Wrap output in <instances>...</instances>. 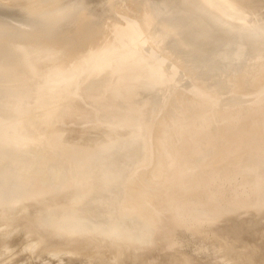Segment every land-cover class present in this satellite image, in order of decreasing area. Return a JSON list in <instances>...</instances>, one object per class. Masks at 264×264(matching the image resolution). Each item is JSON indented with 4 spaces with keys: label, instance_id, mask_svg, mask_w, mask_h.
Listing matches in <instances>:
<instances>
[{
    "label": "rangeland",
    "instance_id": "obj_1",
    "mask_svg": "<svg viewBox=\"0 0 264 264\" xmlns=\"http://www.w3.org/2000/svg\"><path fill=\"white\" fill-rule=\"evenodd\" d=\"M147 1H149L148 3L150 4L154 3L157 6L156 7L151 6L150 4L147 3ZM147 1L145 0H120V2H118L117 4V8L122 7V9L119 8L118 10L122 11L121 13L122 15L126 17V19L130 18L129 13H132L133 15V11H131V9L127 6L128 4L129 6H131V4L133 3L134 5L135 3L136 5L137 4L138 5L137 6L132 5L133 6L132 9H134V18L133 19L130 18V19L132 21L135 19V12H136L135 8L138 9L139 8L138 6L142 8V10L141 9L140 10L143 12H141L140 10L139 11L141 13H144L145 15V17L143 18L149 19V20L148 19L143 20V22L147 20L149 21L145 23L146 25L140 24L142 26V27L140 26L142 30L139 32L138 39L135 40L136 42L132 44V47H130V49H133L132 57L134 58H131L130 61L128 60L130 63L129 62L127 63H129L130 65L132 64L131 68L128 64L125 65L126 63L123 61L125 66L127 67L129 66L127 70H129L130 68V72L127 71L128 73L125 72L126 70L125 71L123 70L125 66L124 67L121 66V68L120 66L117 67L120 61L122 62L121 58H123V60H125L124 59L125 57L128 58L127 56L124 55V51L120 49L122 53L112 58L111 60L112 62L108 64V66L103 67L101 70L96 71V72L92 71L90 73L91 69H87L88 67H85V66H84L85 68L82 66L78 67L77 69L74 68L72 69L73 70L72 72L65 74V76L59 77L60 80L63 79V77L67 78L68 80H70L68 81L70 83H66V82H63L64 80H61L60 82H63L62 86L60 85V83L59 84L56 83L52 85L54 86L53 88H50V86H47L48 84H50L48 80L52 81L51 79L53 78L48 79L41 72L48 71V72H45L46 73L45 75L49 74L47 75V77H50L51 73L55 76L52 70L58 69L57 67L61 63L60 53L58 51L55 53L54 51L52 56H49L48 55L49 53H46L47 51L43 55L44 53L43 50H41V52L43 51V53L39 52L38 50L32 53L29 47L26 48V46L22 44L25 42L23 39H22L23 41L21 40L20 36L17 35V33H13V36L12 35L8 36L7 33L10 34L11 33L10 31H2V32L0 31V43L5 45L6 42L3 43V41L1 40V38H4L3 36L5 35L8 37L11 36L10 41L13 38L17 37L19 39L17 38L15 39H17L18 41H13V43L11 44H14V45L16 44V47L20 49L17 55L15 56L14 53L18 50L14 49L16 50L15 52L12 49L9 50L13 45L8 43L9 42L8 37L3 39L4 41L7 40L8 44L6 43L5 46L0 45V46H3L2 48L0 47V51L3 52V53L0 52V58L3 54V57L0 59V64H1L0 69H2V67L5 68L7 66L6 64H9L11 62L10 59H13L12 63L14 65L13 66L9 64L11 65L10 67H15V68L17 67L19 69L18 70L19 73L15 74L17 71L13 72L14 68L10 69L9 67H7L10 70H12V71L10 70L9 71L14 73L13 76L11 75L12 73L10 74V72H8L6 69L0 70V77H3L1 75H5L6 77V74H8L7 75L8 80H10L11 78L14 79L12 81H7V83H5L6 81H4L3 83L4 78L3 79L1 78L2 82H0V85L2 86V83L4 84L2 87H4L3 89L5 93H3V90H0V114L2 113L0 115V118H1L0 124H1V127L4 125L5 126L2 127V129L0 127V131L4 130L5 127L7 126L8 127L5 129V131H8L9 129H11L12 131H15L16 128H13V126L18 128L16 124L20 125L21 123H23L19 120V118L23 119L22 121H27L25 120L26 118L22 117V116H26V114L27 116L29 115L27 111L31 113L30 110H33V112H37L40 114V111L38 112V110H40L43 106L46 110H50L51 108L47 109L46 106L48 107V105H51L52 103L54 104L56 103V101H54L53 99L52 100L46 99L45 100L46 102H43L44 101L43 99H45L44 98L45 96L46 98H48L47 96H50L49 94H53L51 92H55L56 85H59L57 87L58 88L57 90H59L62 93L59 94L55 92V94H53V97L54 95H56V97L58 96V98L61 97L62 100H64V102L60 106L61 107L65 106L66 110H64L61 107L60 108L58 107V111H60V113L58 111H55L57 114L55 112L54 113L58 116H55L56 120L55 118H52V120H54L58 124L62 122V125L60 124L59 126L60 127L65 126L67 128L65 130L69 129L65 133L67 132L71 133V134L68 133V136L71 135L69 137L67 136V134L64 135L66 139H64L65 137L62 138L58 135H56L57 138L55 137L56 138L55 140H57L60 137L63 139V141H67L64 144L65 146L61 145L62 147L60 148L59 147L56 148L55 146L51 147L54 143H56V141L54 142L52 140L54 142L53 143L52 141L47 140V138L49 136V138L54 139V137L50 135L56 134L57 131L60 129V127H58L57 131H55L56 129L52 130L51 127L55 124V122L53 121L52 123L54 124H51V121L50 123H48L50 124L49 127L43 126V125H48V124H45L46 123L45 118L47 117L46 112L48 111H45L44 113L45 109L42 108L43 113L45 114L46 117L44 116L40 120L44 119L45 121L44 120L42 121L45 123L41 125L43 127L39 126L38 128H36V124L32 120L33 124L31 126L34 125L35 126L34 128L36 129L33 130L34 128H31L32 129L31 132L34 131L37 135L33 132L34 135L32 134L31 139H29L30 135L28 137L26 136V134H24L25 133L24 130H23L24 133L22 132L20 133V135L24 134L23 138H18L19 140L15 139L17 138V136H19L17 134L20 132V130L22 131V127H20V129L18 128L19 132L17 133L14 132V134L17 135L16 137L13 136V133H10L12 135H9L11 137H8V138H11L10 140L14 139L11 142L8 138L6 139H8L9 141L6 140L3 142L1 138L4 136L6 132L5 133L4 131H2L3 133L0 132L1 133L0 140L4 143V144L0 143V146L3 147L5 143H9L7 144V146L10 147L9 148L7 146H4L3 148H1L2 150L0 149V160L1 159L6 160V161L1 160L0 162V167H1L0 173H4V171H11L12 173L11 169L15 164L17 166L26 164L25 161L23 160L40 159L39 157L41 156H36V152L40 151L42 152L43 159H41L40 160L41 162H39L38 164H43L45 167L48 166L47 168H49L50 165L52 167L51 169L52 175H47V178L44 179V181L46 182L43 184L57 185V187L55 186L47 187L46 186V187H42L41 189L47 190L48 192L63 191L66 194L67 193H73V194L79 193L81 192V189L83 188L82 186L84 184V178L80 177L79 171L72 170V168L73 169L75 168V165H72V162H70V159L72 158V154L74 152L83 153L84 150H86L84 151V153L89 152L88 150L91 149V147H94L96 144L100 143L102 139H104L109 133L113 132V130H117L119 139L129 138L130 136L134 134L132 138H134L135 136L137 137V140L139 143L137 146H140L141 148L139 155L133 158L132 160H130V162L126 163V174L128 175L133 169V167L137 166L141 162L142 155H143V149H145V147L148 148L147 141H145L144 138L146 139L148 135L152 132L153 127H150V126L154 125V120L156 119V117H158L157 115H159L160 113L161 115L159 116L161 117L162 115L167 113L166 115L169 116V110H173L175 108V107L171 108V106L169 105L173 104L174 106L176 103L178 104L179 102L181 103H179L180 105L178 104L179 106L176 108V110L181 107L183 108V106H186V107L188 106L187 108L184 107L183 110L185 108L186 109L189 108L188 109L189 111L192 110L191 108H193V106L196 107L195 99L197 97L199 98L201 96H204L205 94L204 92L207 91L205 88L208 87V89H210L209 87L212 84H214V89L216 90L215 91L216 94L213 91L214 89L212 90L213 92H211V90L209 92L212 93L211 94L212 96L213 95L216 96L217 98L216 101L218 100L220 102L219 103L220 105L217 104L218 101L216 102L217 105L216 104L214 106L210 105L209 99L207 101L205 100V97L203 98L201 97L200 100L197 98L198 99L197 101L200 102V106L202 107V111L206 112L207 110H210L211 107H213L214 108V109L212 108L214 110L213 113L209 114L207 112L206 113L204 112L206 116L197 115L198 117L194 116L195 119L192 118L193 120H188L189 117L191 118V116L194 114L193 112H191L193 114H191L188 118H185V120L187 119L190 122L188 123L187 121L185 123V124L188 123L187 125L180 124L181 126L180 125L178 126V124L175 121H171L170 118H166L167 119L166 120L165 119L166 115H164V117L162 116L163 120L165 119L164 121L166 123V128L168 129L177 128V131L183 130L184 133H183V136H180L181 140H178L177 142H175V146H176L175 149L177 150L176 151L177 156H176V153L174 154L175 156L171 154L173 156L171 158L173 159H171V163H169L170 165L169 164L167 165L165 162L167 159H169V157L166 156L165 154L166 156V160L164 161L165 165L160 166V172L156 174V176H154V179L155 178L157 179V177L158 179L160 177H165L164 180H165V183L166 182L167 183L165 184L163 182L164 186L162 184L161 186L167 187V185L168 186L170 185L168 188H170L172 192H176L175 193L176 198L174 200H178L180 198L179 201L183 200L186 206L183 207L182 209L178 208L177 209L178 211L176 212V204H175L176 201L171 200V199L169 201V195H164V196L157 195L153 199V202L151 205V207L157 212L156 217L158 218L155 222L156 228L154 230L151 229L152 232H151V235H149L150 239H148V241L151 240L153 244L151 242H147L143 244L131 242L128 245H123L122 247L117 242L111 240L109 241V243L111 242L112 244L111 246L114 245V247L109 248V245H106V247L100 246V243L95 239L89 240V233L86 234L84 237H82L80 241L74 238H71V240H69V235H68L69 230L67 228L60 230V233H57V236L52 237L50 241H47V238L46 240H44L45 239L44 232H46L48 228L44 224L42 225L40 222L30 221L28 218V217L33 218L32 212L36 211V208L34 207L36 206V204H33L34 202L30 201L31 198L23 200L24 197H19V198H16L15 202L12 203L13 198H11V196L14 193L17 194L18 192L17 189L19 187L17 185H13L9 189L2 190L0 188V190L2 191H5V192L9 191L8 193L9 197H7V201L0 204V219H1L0 220V253H1L0 254V264H2V262L3 264H6V263L7 264H264V196H262L261 198L258 197L257 190H256L257 186L261 184H262L261 189L264 190V168L262 167L261 168L262 170L259 169L260 172H257V173L252 172L253 176L248 177L249 175L247 174L248 172L246 170V164L243 160V157L242 158L240 157V153L241 152L243 153L246 151V152L251 153L250 155L252 156V158L258 159L261 157V153L264 152V111H258L261 115L260 121L263 124L262 125H256L255 123L251 124L252 129H254L253 132L255 136L259 140L258 142L252 139L251 134H250L249 139L240 134L238 138L240 142L244 144V145H241L239 144L238 141L234 139H231L229 137H224L222 135L223 130L220 132V130L224 127V125L225 126L230 125L232 127H236L243 122L246 123V121L247 122L253 121L252 119H254L253 118L254 114L250 110V108H253V107H250V105L252 104L254 105L255 102L253 101L256 100V97L254 96H256L255 94L257 92H256V85L254 84L255 83L254 81H256L258 77H260L262 71L264 70L263 69L264 68L263 66L264 65L263 64L264 63V46H262L264 45V25L260 27V25L262 24L261 23L256 26H251L252 23H249L247 25H244L243 29L238 28L239 30H237L235 27L223 21H218L217 23L212 22V21L208 22L206 18L200 17L201 15L197 13L196 8H194L193 6L191 7V5L189 4L184 5L185 3L184 0H173V1L172 0H169V1L168 0H164V1L158 0V2L157 0H154L152 3L150 2L152 0H147ZM156 2L159 4H157ZM163 3H164L165 8L163 7ZM187 5H189L190 7ZM161 6L163 9L161 8ZM167 6H168V9H167ZM126 7H127L126 9L127 11L125 10ZM170 8H172V11L175 12L174 14H172L173 12L171 11ZM128 9L131 12L130 11L128 12ZM159 9L160 10L162 9L161 12L159 11ZM157 10L159 12H157ZM125 11H126V15H129V17L123 14V12L125 13ZM162 11H165V13L168 15H165V13ZM5 12H7L6 15H8V17L10 14V17H9L10 19L11 18L14 19V21H12L11 19L12 23L17 24L19 22L18 19H16L19 16L15 12L7 11V10H5ZM160 13L161 14L163 13L164 16L161 15ZM14 15L15 17H13ZM140 15L141 14H139V16ZM186 16L192 20V26L189 24H185L184 18H186ZM21 17L23 16H20V19H22ZM193 18H196L197 21H194ZM177 19H180L179 22L174 24L175 23L174 21ZM203 19H206L207 22L204 21ZM252 19L253 20L251 21H253L254 23L255 19L254 18ZM259 21H262V20H258L257 22ZM254 24H257V23H254ZM224 25H226L228 29ZM191 27L194 30L192 29L187 30V28H191ZM11 29L13 30L14 28H11ZM220 29L222 32L219 31ZM15 30H17V28H15ZM254 31H257V32H254ZM3 32H7V33H3ZM146 34L147 36H145ZM223 34H225L224 39H227L228 36L230 38H228V40H224L222 37ZM237 35L239 36V38ZM214 36L218 37V39L213 38ZM219 36H221L222 38ZM207 37L211 38L212 40H210ZM219 38L221 40L220 42L218 41ZM234 38H236L235 41H234ZM214 39H216V42ZM222 39L224 40V42ZM20 40L22 41L21 43H20ZM230 40H232V42ZM251 40L252 41L254 40V41L252 42ZM245 42L248 45L246 44L245 46ZM17 43H18V46H17ZM227 43L230 45H228ZM236 43H238V45L243 43L244 45L242 44L238 46ZM254 44L256 45L261 44V47L260 45L255 46ZM7 45L11 47L9 48L7 47ZM19 45L21 47L24 46L25 48L24 47L21 48L19 47ZM236 45L237 47H235ZM5 47L7 50H5V53H4L2 49H4ZM27 49L30 50L29 52L31 53H26L28 52ZM8 50L14 52L13 53V56H15L14 58L13 56H11L12 52L9 54ZM44 50H48V49H44ZM165 51L166 53L169 52L167 54V58H166L167 60L164 59L166 57V54H164ZM180 56L181 58H179ZM175 57L177 58L175 59ZM169 58H171L172 60H170ZM134 59L136 61H134ZM173 59H175V61ZM182 59H183V62L186 64L181 62ZM255 59L256 60L259 59V60L255 61ZM7 60H9L8 61L9 63L5 62ZM131 60L133 63H131ZM215 61H218V62H215ZM220 63L223 64V66ZM260 63H262L263 65ZM120 64L122 65V63ZM134 64L136 65L135 68L133 67ZM190 64L192 66H190ZM132 67L134 68L133 70H132ZM35 68H39V69H35ZM117 68H119V71L117 70ZM120 69H122V72L124 71L123 72L124 74L126 73L129 76L127 75L125 77L123 73L120 71ZM37 70H40V71L42 70V71L39 72ZM230 70L231 72H229ZM33 71L35 75L33 74ZM188 71H190V74L194 72L195 73L192 74V76H190ZM38 72L41 73V75H39ZM86 72H89L90 75H86ZM175 72L178 74H176ZM111 73L113 75H111ZM207 73L208 74L210 73V74L207 75ZM73 74H75L76 76L73 77L72 76ZM84 74L88 76L86 77L87 79L84 77ZM252 74H253V77H252ZM66 75L67 76L70 75L71 79H70V76L67 77ZM10 76L12 77L10 78ZM110 76H112L113 79ZM181 76H183L182 79H181ZM208 76L210 80H207L209 79L207 78ZM212 76L214 79L211 78ZM43 77L45 78L43 79ZM83 77L86 79V81L83 79L84 82H82V80L79 79V78L82 79ZM121 77L122 79L128 77L127 81L122 82V83L121 82L117 83L121 81L120 80ZM72 78H74V80ZM117 78L119 80L115 82ZM203 78L204 80H207L208 82L211 80H215V81H212L213 82L212 84L209 82L210 86L209 85L206 86L204 84L206 83V81L204 80L202 81ZM140 79L142 80L139 81ZM39 80L43 82H40ZM109 80H112V82L113 83L115 82V84L113 83L111 84L110 82V85H109L110 88L105 87L104 89H101V87L103 88L104 84L106 86V83ZM125 80L126 79H123V81ZM65 81L67 80L65 79ZM79 81H81L83 84L80 83ZM217 81H219L218 87L215 86L218 83ZM235 81H237L236 82L237 84H235ZM214 82H217V83H214ZM228 82H229L230 87L229 86L226 87L227 86L226 84H228ZM34 83L35 84L37 83L36 85H38L39 83V85L42 86L41 88L42 90H39L41 91V96H38L42 99L36 98L37 100H35L36 95L39 94L40 92H37L36 91L37 89L34 90V88L39 89L38 87L39 85L36 86ZM73 83H75L76 86ZM193 84H195V86H192ZM249 84L252 90L250 87H249L250 89L247 88ZM71 85L74 86L71 88H76L78 87V85L79 86L81 85L80 87L76 89L79 90V88L80 89L82 88V92H83L85 90L87 91V88H88L90 93L89 92L87 93L85 91L87 93L86 94L84 92L86 94L85 95L84 93L81 94L80 93L81 91H80L77 94L78 91L73 89L75 90V93L74 91H72L73 94L75 95L77 94V95L76 96L72 95V100L70 99L69 101L66 102L65 101L66 98L68 99L69 97L71 98V96L67 97L68 94L72 93L71 90H69L71 89L69 87ZM224 85L227 88V90H229L228 92L225 90ZM234 85L235 87H233ZM1 86L0 88H2ZM244 87L246 90H249V92L247 91L244 93V90H245ZM64 88H66L65 91H64ZM234 88L236 90H234ZM94 89H96V93H98L99 91L102 92V95H99V97L104 96L105 100L102 98L104 100V102L102 101L103 103L100 102L102 100L101 97L100 98L98 97V94L101 92H99L98 94H95ZM103 90H105L104 91L105 93L103 92ZM179 90L181 91V94L178 93ZM91 91H94V92H92L91 94ZM174 91L176 92V94ZM48 92L50 93L48 94ZM64 92H70V93H64ZM182 92L184 94H182ZM108 93L109 95H107ZM224 93L227 99L224 97L225 96ZM246 93L250 94L249 97ZM62 94H63V97L60 96ZM93 94L97 95V96L94 95V97L95 98L97 97L98 99L93 98ZM227 94L229 95L227 96ZM242 94H246V96L244 95L245 97H243ZM3 95H5V97H3ZM84 95H85V98L86 97L88 98L85 99L83 97ZM173 95H177V96L174 97ZM182 95H185V96L183 97ZM193 95L195 98L194 99L195 103L194 101L192 103V101H189L186 99L188 98L192 100L193 98L191 96ZM230 95H232L233 97ZM105 96L106 97L108 96V97L105 98ZM178 96L179 97L182 96L180 97V100L181 98L182 99L184 98L185 101H182V100L180 101ZM173 97L175 100L177 99L178 102H175ZM223 98H224V101H223ZM128 99L130 100L128 101ZM47 100L49 102H47ZM220 100L222 101L223 106H221L222 104ZM108 101H110L111 103L110 102L108 103ZM172 101L174 102L172 103ZM187 101H189L188 103L189 105H187ZM40 102H43L42 103L43 106H40L42 105L40 104ZM98 102L102 103L103 107H101L100 103H99V106H100L99 107L97 105ZM164 102L171 103V104L170 103L168 104L170 109L167 108L168 106L165 105L166 103L164 104ZM198 102L197 104L199 106ZM229 102L231 103L229 104ZM181 104L182 105L184 104V105L182 106ZM227 104H229L230 106L229 105L227 106ZM3 105H5V107ZM78 105L80 107L84 105L87 112L86 110H83L84 107L80 109ZM34 106L38 110L34 111L35 109ZM125 106L127 107V109ZM165 106L169 110H167ZM200 106H199V109L201 110ZM247 106L249 109H247ZM52 108L55 109L54 107ZM97 108L98 109L102 108L103 112H101V110L98 111ZM59 109H62L64 111L59 110ZM164 109L166 112L164 111ZM181 109H179V112L181 111ZM186 109L182 111V113L185 112L186 114L187 112L188 113L187 115H189V112L186 111ZM176 110H173L172 113L170 112L171 113L170 115L174 116V112H176ZM196 110L194 111L196 112ZM147 111H148V114H147ZM163 111H164V114H162ZM179 112H177L176 114H178ZM117 113L122 114V117L121 115L117 116ZM180 113L179 115L181 119L182 114ZM241 115H243V117ZM38 116L39 115H37L36 118L42 117V116L40 117ZM50 116H51V113H50ZM126 117H133V118H131L130 121L125 122L124 119ZM183 117H185L184 114H183ZM32 118L34 119L35 117L32 116L31 119ZM47 118L51 119L49 117ZM178 118L179 117L177 116V121L179 120ZM6 119L9 121H6ZM174 119H176V115ZM1 120L4 122H1ZM40 120L38 122H41ZM66 120H69V122L68 123L64 122ZM70 120H73L74 122ZM9 122L12 124L11 128L9 126ZM12 122H15V123H12ZM16 122H19V123H16ZM28 123L30 122H25L23 124H27V126L30 127ZM173 123L177 124L176 127H174L175 125ZM77 126H80V127L83 126L85 128L89 127L90 130L87 128L84 129L82 127L81 129ZM93 126L96 128H94ZM256 126L257 128H255ZM75 127H77L78 129H76ZM53 128H56V127L53 126ZM23 129H26V128H23ZM30 130H27V131H29L28 133L31 134ZM61 130H63V132L65 131L63 128ZM61 130H59L58 133ZM54 131H55L54 134L51 133ZM163 131L165 132L166 129ZM170 131L171 130H169L168 132L166 131V132L172 135ZM195 131H196L195 141L191 142L195 144L194 146L193 144H190L189 139L194 137L193 135ZM43 132L45 133V137L43 136L44 138L42 137V134H44ZM62 133H60V135ZM5 136H7V133L5 134ZM12 136L15 138H13ZM61 136H63V134ZM83 136H86V137H83ZM201 136H202V139L199 138ZM207 142H208V145L210 144L212 145L210 146L211 149L213 148V144H214L216 146V148L214 147L216 151L214 150V148L213 150H208L207 155L204 156L205 159L203 158L200 159L198 156L195 155L197 147H199V149L205 148V144ZM166 143L170 144V145L168 144V147L171 150L170 146L172 143H170V141L165 142V144ZM58 144L57 146H60ZM188 144L193 145L191 153L193 151V154H194V155H190L189 157L186 156L187 151H185L184 149L186 148ZM85 147H88V149H86ZM159 147L161 148V146ZM163 147L165 146L162 145V148ZM168 147L166 146L167 149L161 148L162 149L161 151L164 150L170 153V150L168 149ZM4 149L6 151L2 152ZM10 149H12L11 151H14V152H11ZM9 158L16 159L17 161H13ZM7 160H10V161H7ZM167 162H169V160H167ZM38 164L36 163L32 165V169H30L32 170V173H35V171L33 170L36 169L37 176L32 177V178L31 177L25 178L30 183L28 185L29 186L28 190L30 191L35 190L34 188L36 187V185L34 186V184L38 185L39 181L41 180L38 178V171L41 172V170H39V168L37 167ZM53 164L56 165L54 167L55 169L53 168L54 166ZM60 164H62V166L64 164V167H60L61 169L57 168L60 166ZM55 170L56 171L59 170L58 171L59 177L56 174H54ZM82 170H85L86 172L89 171V170H86L85 168ZM24 171L25 170H20V172L22 173H24ZM71 171H73L74 174H72L73 172ZM194 172L197 173L198 176L203 175V177L200 179L201 186H199L200 189L198 191L200 193H203L205 197L200 199V201L190 202L191 200L186 199L182 194L181 189L183 187H181L182 180L180 179L182 178L181 175H185L187 173H194ZM27 173L30 174V171H28ZM36 173L34 174V176L36 175ZM16 175L17 174H14L12 177H10L9 178L10 181H13V182L18 181V179L21 178L20 176H16ZM210 175L215 176L212 184L210 180ZM34 178H36L35 181H34ZM136 184H133V187H136L135 186ZM137 186L140 188L139 185ZM163 187H159V188L163 189ZM150 189L152 190L154 188L151 187ZM117 197L119 196H116V198ZM117 199H121V197ZM25 201L29 203L27 204ZM23 208L27 210H31V212L26 211L28 213L27 214L28 217L26 215H25L26 217H23L24 215L23 216L21 215V214H25V210ZM19 210L21 212L24 211V213L20 214ZM206 210H210L212 215L209 216L207 214L206 216V213L204 215L203 211L206 212ZM17 212H19L20 216L18 215ZM214 212H216V214H214ZM9 213H11L10 215L11 217L7 216ZM173 213L178 215L179 223H177L178 225L175 226L173 229L169 230L168 229V226L170 224L169 220H172L174 218L173 216H171ZM201 213L203 214L202 217L200 215ZM141 217H138V219L140 220L139 225H144L143 217L142 218ZM131 218L134 219V215H130L129 219ZM6 231L8 233H5ZM40 233H41L42 238H39L37 236V234H40ZM3 234H5L6 237H4ZM73 240H78V241H73ZM43 241H45V243ZM83 242H86L87 244H84ZM187 242L188 244H186ZM79 243L83 244L81 248L77 247ZM151 244L153 245V248L152 246H150ZM141 245L146 246L148 249L147 248L142 249L143 247H141ZM125 246L129 247L130 249ZM139 247H141V249ZM117 251H120V252H117Z\"/></svg>",
    "mask_w": 264,
    "mask_h": 264
},
{
    "label": "bare ground",
    "instance_id": "obj_2",
    "mask_svg": "<svg viewBox=\"0 0 264 264\" xmlns=\"http://www.w3.org/2000/svg\"><path fill=\"white\" fill-rule=\"evenodd\" d=\"M18 2L17 3H13L14 2V0H0V18L1 19H3L4 17L6 18L7 16H6V13L7 12H5V10H7V11H11V12H16L17 10L19 11V9H23V7L24 8H26V9H28V10H30V8H36V9H39L38 11L41 13V18H38L37 20H32V23H30V22H28L27 24H25V25H27L28 27H30L29 26V23L30 24H32L33 25V27H31L30 29H31V31L30 32H25V30H23L24 28H22V27H19V25L18 24H16L17 25V27L16 26H14L15 28H17L18 30H16V31H13V30H11V31H13V32H17V35H19L20 36V38H21V40L23 39L24 40V42L25 43H22L24 46H26V48H30V50L32 51V53L33 52H35L36 50H38L39 52H41V50H43L44 51V53H43V51L41 52V53H43V55L45 54V52L46 53H49L48 55L49 56H52L53 55V53H54V51L51 53V52H48V50H44V49H49V48H54V50H57V51H59V53L61 52V54H60V56H61V63L59 64V66L57 67L58 69H54V70H52V71H54L53 73L55 74V76L51 73V75H50V77H47V75H49V74H47V75H45L46 73L45 72H48V71H43V72H41L40 70H37V71H39V72H41L44 76H46V78H48V79H50V78H53V79H51L52 81H50V80H48V82L50 83V84H48L47 86H50V88H53L54 86H52L53 84H56V83H60V85L62 86V84H63V82H66V83H70V82H68V81H70V80H68L67 78H64L63 77V79H61V80H64L63 82H60L61 80L59 79V77L60 76H65V74H67V73H69V72H72L73 70L72 69H74V68H78V67H80L81 65H84V64H92V65H94V64H96L97 63V61H100V60H105V58H106V56L109 54V52H110V50L113 48V50L114 49H122L123 51H124V55L125 56H127L128 58H124L125 60H123V58H121V60H122V62L120 61V63H122V65L120 64H118L117 65V67L118 66H120V68H121V66L122 67H124L125 65H129L130 66V68H131V66H132V64L130 65L129 63V61H130V59L131 58H134V57H132V55H133V49H130V47H132V44H134L136 41L135 40H137L138 39V35H139V32L142 30L141 29V25L140 24H145L149 19L148 18H143V17H145V15H144V13H141V12H143V11H141L142 10V8L140 7V6H138L139 8L137 9V8H135L136 10V12H135V19L132 21L131 19H133L134 18V9H132V7L133 6H137L136 5V3H135V5H134V3L133 4H131V6H129V4L127 5L130 9H131V11H133V15H132V13H129L130 14V18H127L126 19V17L124 16V15H122V11L121 10H118L119 8H117V4H118V2H120V0H50V1H45V2H42V0H30V1H28V0H17ZM145 1H147V0H145ZM154 0H152V1H150L151 3L153 2ZM164 1V0H163ZM169 1V0H168ZM173 1V0H172ZM128 2V1H127ZM149 1H147V3H148ZM157 2H158V0H157ZM156 2V3H157ZM162 2V1H161ZM122 3V2H121ZM121 3H119V4H121ZM177 3V2H176ZM175 3V4H176ZM148 4H150V3H148ZM157 4H159V3H157ZM171 4V3H170ZM178 4V3H177ZM133 5V6H132ZM151 6H157V5H155L154 3H152V4H150ZM161 5H162V3H161ZM168 5V4H167ZM119 6V5H118ZM158 6H160V5H158ZM154 7V8H155ZM163 7H164V3H163ZM178 7V6H177ZM50 8H52V9H50ZM153 8V7H152ZM160 8V7H159ZM161 8H162V6H161ZM165 8V7H164ZM120 9H122V7L120 8ZM123 9H124V7H123ZM127 9V7L125 8V10ZM141 9V10H140ZM163 9V8H162ZM161 9V10H162ZM167 9H168V6H167ZM167 9H165V10H167ZM171 9V11H172V8H170ZM175 9V8H174ZM141 12H140V11ZM161 10L159 9V11L161 12ZM37 10H35L34 9V13L36 14V13H39ZM127 11V10H126ZM126 11H125V13L123 12V14H125L126 15ZM130 10L128 9V12H129ZM130 11V12H131ZM154 11V10H153ZM158 10H157V12H159ZM177 11V10H176ZM19 12H21V11H19ZM127 12V13H128ZM137 12H139V13H137ZM155 12V11H154ZM162 12H164L165 13V11H162ZM170 12V11H169ZM173 13L172 14H174L175 12L174 11H172ZM178 12V11H177ZM198 12V11H197ZM137 13V14H136ZM167 13H168V11H167ZM17 14V13H16ZM139 14H143L142 16L140 15L139 16ZM161 14V13H160ZM177 14V13H176ZM187 14V13H186ZM38 15H40V14H38ZM137 15H138V17H137ZM161 15H163V13L161 14ZM165 15H168V14H166L165 13ZM198 15V14H197ZM200 15V14H199ZM126 16H128L129 17V15H126ZM131 16H133V17H131ZM164 16V15H163ZM170 16H171V14H170ZM9 17H10V14H9ZM13 17H15V15L13 16ZM202 17V16H201ZM22 19L24 18V17H21ZM12 19V21H14V19L13 18H11ZM123 19V20H122ZM146 20V19H148L147 21H145V22H143V20ZM194 19V21H197V19L196 18H193ZM45 20H47V22H45ZM179 20L180 19H177V20H175L174 22V24H176L177 22H179ZM19 21V20H18ZM17 21V22H18ZM27 22V21H26ZM25 22V23H26ZM143 22V23H142ZM149 22V21H148ZM183 22V21H182ZM184 22H185V24H189V25H191L192 26V20L191 19H189L187 16H186V18H184ZM183 22V23H184ZM224 24V23H223ZM146 25V24H145ZM10 26V25H9ZM141 26V27H140ZM224 26H226V25H224ZM8 27V26H7ZM10 28H13L12 26L10 27ZM144 28H145V26H144ZM144 28H143V30H144ZM206 28V27H205ZM226 28H227V26H226ZM186 29V28H185ZM189 29H192V30H194L192 27L191 28H187V30H189ZM228 29V28H227ZM210 30V29H209ZM26 31H28V29L26 30ZM218 31V30H217ZM219 31H221V29L219 30ZM224 31V30H223ZM226 31V30H225ZM237 31V30H236ZM145 32V31H144ZM144 32H142V33H144ZM200 32V31H199ZM222 32V31H221ZM254 32H257V31H254ZM3 33H7V32H3ZM223 33H225V32H223ZM241 33V32H240ZM244 33V32H243ZM250 33H252V32H250ZM205 34V33H204ZM208 34H210V33H208ZM212 34V33H211ZM256 34V33H255ZM263 34V33H262ZM7 35L9 36V35H12L13 36V33L11 32L10 34L9 33H7ZM224 35L225 34H223V39L225 38L224 37ZM258 35H259V33H258ZM1 36H2V34H1ZM8 36H3L4 38H6V37H8ZM48 36H51V38L53 39V40H50L49 38H47ZM145 36H147V34L145 35ZM144 36V37H145ZM221 36H219V37H221ZM228 36V35H227ZM238 36V35H237ZM237 36H236V38H237ZM260 36H261V34H260ZM259 36V37H260ZM11 37V36H10ZM10 37H8V43H13V41H18L17 39H19V38H17V37H15V38H17V39H15V38H13L11 41H10ZM221 37V38H222ZM4 38H1V40L3 41V43H7V40L6 41H4L3 39ZM146 38V37H145ZM207 38H209V37H207ZM213 38H217L218 39V37H213ZM228 38H230L229 36L227 37V39H224V40H228ZM236 38H234V41H235V39ZM238 38H239V36H238ZM210 40H212L211 38H209ZM222 39V40H223ZM20 40V43L23 41H21ZM161 40V39H160ZM215 40V42H216V39H214ZM213 40V41H214ZM224 40H223V42H224ZM241 40V39H240ZM259 40V39H258ZM261 40H263V39H261ZM1 41V42H2ZM219 42L221 41L220 40V38H219V40H218ZM217 41V42H218ZM231 42H232V40H230ZM233 41V42H234ZM237 41H238V39H237ZM236 41V42H237ZM248 41V40H247ZM252 41V40H251ZM254 41V40H253ZM252 41V42H253ZM260 41V40H259ZM212 42V41H211ZM244 42V41H243ZM261 42V41H260ZM6 43H5V45H6ZM7 43V44H8ZM139 43V42H138ZM249 43V42H248ZM9 44V45H10ZM228 44V43H227ZM233 44V43H232ZM231 44V45H232ZM235 44V43H234ZM237 45H238V43H236ZM243 44V43H242ZM242 44H239V45H242ZM246 42H245V46H246ZM250 44H251V42H250ZM257 44V43H256ZM256 44H254L255 46H259L260 45V47H261V44H263V43H261V44H258V45H256ZM0 45H3V46H5L4 44H2V43H0ZM9 45H7V47H9ZM11 45H13L9 50H14V49H17L18 51H16V50H14V52L13 51H9V54L11 53V56H13V53L15 54V56L17 55V53L19 52V50L20 49H18V47H16V44L14 45V44H11ZM179 45V44H178ZM228 45H230V44H228ZM237 45L235 46V47H237ZM238 45V46H239ZM244 45V44H243ZM248 45V44H247ZM253 45V44H252ZM3 46H0L1 48L3 47ZM14 46H15V48H14ZM17 46H18V43H17ZM24 46H20L19 45V47H21V48H23ZM224 46H226V45H224ZM234 46V45H233ZM262 46H264V45H262ZM135 47V46H134ZM230 47V46H229ZM242 47V46H241ZM25 48V47H24ZM3 51H4V53H5V50H7L6 49V47L4 48V49H2ZM22 50H24V49H22ZM28 50V49H27ZM30 50H28V52H26V53H31V52H29ZM138 50V49H137ZM26 51V50H25ZM57 51H55V53L57 52ZM167 51V50H166ZM166 51H165V53L164 54H166V57L164 58V59H166L167 58V54L169 53V52H167L166 53ZM0 52H2V51H0ZM21 52H23V51H21ZM3 53V52H2ZM6 53H8V52H6ZM67 53H69V55H72L71 57L67 54ZM138 53V52H137ZM136 54V53H135ZM26 55H28V54H26ZM15 56H13V58L15 57ZM54 56H55V54H54ZM137 56H138V54H137ZM161 56V55H160ZM3 57V54H2V56H1V58ZM4 57H6V56H4ZM131 57V58H130ZM170 57V56H169ZM174 57V56H173ZM173 57H171V58H173ZM0 58V59H1ZM12 58V57H11ZM41 58V57H40ZM171 58H169L170 60H172ZM177 57H175V59H176ZM179 58H181V56L179 57ZM178 58V59H179ZM4 59V58H3ZM7 59V58H6ZM136 59V58H135ZM134 59V61H136ZM175 59H173L174 61H175ZM216 59V58H215ZM5 60V59H4ZM12 60L13 59H10V63L8 62L9 60H7V61H5V62H8L9 64H11V65H13V63H12ZM129 60V61H128ZM167 60V59H166ZM217 60V59H216ZM219 60V59H218ZM259 59H255V61H258ZM3 61V60H2ZM60 61V60H59ZM118 61V62H119ZM126 63L125 65H124V62ZM220 61V60H219ZM223 61V60H222ZM4 62V63H5ZM127 62H129V63H127ZM152 62V61H151ZM177 62V61H176ZM179 62V61H178ZM181 62L182 63H184L183 62V59L181 60ZM189 62V61H188ZM215 62H218V61H215ZM221 62V61H220ZM131 63H133L132 62V60H131ZM259 63V62H258ZM9 64H6L5 66V68L4 67H2V69H0V70H7L8 72H10V71H12V70H10V69H13V72H16L15 74H17V73H19V69L16 67H10L11 65H9ZM184 64H186V63H184ZM221 64V63H220ZM260 64H262V63H260ZM264 64V63H263ZM262 64V65H263ZM1 65V64H0ZM52 65V64H51ZM222 66H223V64H221ZM235 65V64H234ZM14 66V65H13ZM38 66V65H37ZM36 66V67H37ZM43 66V65H42ZM75 66V67H74ZM128 66V67H129ZM135 64H134V68H135ZM190 66H192L191 64H190ZM193 66H194V64H193ZM257 66H259V65H257ZM264 66V65H263ZM7 67H9V68H7ZM127 66H125L124 68H126ZM128 67L126 68V69H124L123 68V70L126 72V73H128V72H130V68H129V70H127L128 69ZM132 67V70L134 69ZM154 67H155V65H154ZM219 67H220V65H219ZM51 68V67H50ZM85 68V67H84ZM96 67H94V69H95ZM178 68V67H177ZM176 68V69H177ZM183 68V67H182ZM186 68V67H185ZM184 68V69H185ZM257 68V67H256ZM263 68V67H262ZM261 68V69H262ZM35 69H39V68H35ZM46 69V68H45ZM87 69H89V67L87 68ZM179 69V68H178ZM215 69V68H214ZM261 69H260V71H261ZM264 69V68H263ZM10 70V71H9ZM79 70H81V69H79ZM117 70L119 71V68H117ZM160 70H161V68H160ZM250 70H252V69H250ZM75 71V70H74ZM90 71V70H89ZM115 71V70H114ZM120 71L122 72V69H120ZM123 71V72H124ZM128 71V72H127ZM178 71V70H177ZM181 71V70H180ZM179 71V72H180ZM264 71V70H263ZM262 71V73H261V75H260V77H258V79L256 80V81H254L255 83V85H256V96H254V97H256V100H254L253 102H255L254 103V105L252 106V105H250V107H253V108H250V110L253 112V114H254V116H253V118L254 119H252L253 121H246V123L245 122H243V121H241V122H243V123H241L240 125H238V126H236V127H232V126H230V125H227V126H225L224 125V127L220 130V132L222 131V135L224 136V137H229V138H231V139H234V140H236V141H238L239 142V144H241V145H244V144H242L241 142H240V140H239V138H238V136L241 134L242 136H245L246 138H248L249 139V137H250V134H251V136H252V139L253 140H255V141H259L258 140V138H256V136H255V134H254V132H253V130L254 129H252V125L251 124H256V125H262L263 123L260 121V113L258 112V111H264V72ZM13 72H10V74L13 76L14 75V73ZM38 72V73H39ZM83 72V71H82ZM85 72V71H84ZM92 72V70L90 71V73ZM122 72V73H123ZM189 72V74H190V71H188ZM194 72V71H193ZM229 72H231V70L229 71ZM246 72V71H245ZM252 72V71H251ZM251 72H249V73H251ZM37 73V74H38ZM41 73H39V75H41ZM74 73V72H73ZM88 73V74H87ZM90 73L89 72H86V75H90ZM119 73V72H118ZM122 73H120V74H122ZM124 74L123 73V75L126 77L128 74ZM176 73V72H175ZM195 73V72H194ZM194 73H192V74H194ZM214 73V72H213ZM237 73V72H236ZM33 74L35 75V73H34V71H33ZM36 74V75H37ZM98 74V73H97ZM115 74V73H114ZM176 74H178V73H176ZM183 74V73H182ZM192 74H190V76H192ZM210 74V73H209ZM208 73H207V75H209ZM240 74V73H239ZM258 74V73H257ZM256 74V75H257ZM7 75L8 74H6V77H5V75H1V76H3V77H0V82H2V80H1V78L3 79L4 78V80H3V83H4V81H6L5 83H7V81H12V80H14L13 78H11L12 76H10V80H8L7 79ZM71 75V74H70ZM69 75V76H70ZM81 75V74H80ZM85 74H84V77L86 78V77H88V76H86ZM111 75H113L112 73H111ZM244 75V74H243ZM242 75V76H243ZM255 75V76H256ZM259 75V74H258ZM257 75V76H258ZM67 76V75H66ZM69 76H67V77H69ZM73 77L74 76H76L75 74H73L72 75ZM118 76V75H117ZM123 76V77H124ZM129 76V75H128ZM203 76V75H202ZM239 76V75H238ZM237 76V77H238ZM78 77H79V75H78ZM79 78L80 80H82V82H84V80L86 81V79L85 78ZM110 77H112V76H110ZM182 77L183 76H181V79H182ZM204 77H206V76H204ZM215 77V76H214ZM223 77V76H222ZM236 77V76H235ZM252 77H253V74H252ZM39 78V77H38ZM45 77H43V79H44ZM107 78V77H106ZM128 78V77H127ZM127 78H123V79H126L125 81H123V79H122V77H121V81H119V82H117L119 79L117 78V80L115 81V82H117V83H122V82H126L127 81ZM207 78H209V76L207 77ZM206 78V79H207ZM211 78H213V76L211 77ZM228 78V77H227ZM5 79H7V80H5ZM43 79H41V80H43ZM65 79L67 80V81H65ZM70 79H71V76H70ZM73 80H74V78H72ZM84 79V80H83ZM89 79V78H88ZM103 79H105V78H103ZM108 79V78H107ZM112 79H113V77H112ZM164 79V78H163ZM198 79V78H197ZM214 79V78H213ZM233 79V78H232ZM41 80H39L40 82H43V81H41ZM142 79H140L139 81H141ZM144 80H145V78H144ZM166 80V79H165ZM204 80V78L202 79V81ZM207 80H210V78L209 79H207ZM207 80H204V81H206V83H204L206 86L207 85H209L210 86V84H209V82L212 84L213 82L212 81H215V80H211V81H207ZM225 80V79H224ZM234 80H236V79H234ZM54 81V82H53ZM103 81H105V80H103ZM200 81H201V79H200ZM80 83H82L81 81H79ZM110 82H111V84L113 83L112 82V80H109L107 83H106V86H105V84H104V86H103V88L101 87V89H104L105 87L107 88V87H109V85H110ZM115 82L113 83V84H115ZM218 82V83H217ZM217 82H214V83H217L215 86H217L218 87V85H219V81H217ZM223 82V81H222ZM227 82V81H226ZM237 81H235V84H237L236 83ZM247 82V81H246ZM2 83V86L4 85ZM9 83V82H8ZM79 83V84H80ZM208 83V84H207ZM221 83V82H220ZM233 83V82H232ZM35 84V83H34ZM37 84V83H36ZM35 84V85H36ZM41 84V83H40ZM73 84H75V83H73ZM83 84V83H82ZM81 84V85H82ZM38 85H39V83H38ZM38 85H36V86H38ZM70 85V84H69ZM80 85V86H81ZM108 85V86H107ZM213 85V86H212ZM209 88L210 89H208V87H206L205 89L207 90L206 92H204L205 94H204V96H201L202 98L203 97H205V100H207L208 101V99H209V103H210V105H215L216 104V102L218 101H216V96H212L211 94L212 93H210L209 91L211 90V92H213L214 91V93L216 94V90L214 89V84H212ZM227 86L226 87H228L229 86V82H228V84H226ZM1 86V85H0ZM1 86V87H2ZM59 85H56V91L55 92H57V93H59V94H61L62 92H60L59 90H57ZM65 86H66V84H65ZM75 86H76V84H75ZM79 85H78V87H80ZM117 86V85H116ZM192 86H195V84H193ZM191 86V87H192ZM237 86V85H236ZM39 87V89L38 88H34V90H36L37 92H40L39 94H37L36 95V97H35V100H37L36 98H39V99H42V98H40V97H38V96H41V91H39V90H42L41 88H42V86H38ZM70 88L71 87H74V86H69ZM78 87H76V88H78ZM93 87V86H92ZM224 87H225V85H224ZM225 87V90L228 92L229 90H227V88ZM230 87V86H229ZM233 87H235V85L233 86ZM232 87V88H233ZM246 87V86H245ZM245 87H244V89H245ZM251 88V86H250V84H249V86H247V88ZM4 87H2V88H0V90H3V93H5L4 92V89H3ZM76 88H71V89H69V90H71V92L72 91H74V93H75V90L76 91H78L77 92V94L80 92L81 94L82 93H84L86 90L85 89H83V90H85V91H83L82 92V88L80 89L79 88V90H77ZM85 88V87H84ZM86 88H87V86H86ZM110 88V87H109ZM239 88V87H238ZM243 88V87H242ZM249 88V89H250ZM65 89L66 88H64V91H65ZM73 89H75V90H73ZM214 89V90H213ZM224 89V88H223ZM68 90V91H69ZM92 90H93V88H92ZM95 90V92L94 91H91V94H92V92H94L95 94H98L99 92H101V91H99L98 93H96V89H94ZM213 90V91H212ZM230 90H232V89H230ZM234 90H236L235 88H234ZM237 90H239V89H237ZM241 90V89H240ZM243 90V89H242ZM251 90H252V88H251ZM49 91V90H48ZM105 90H103V92H104ZM133 91H134V89H133ZM180 91V90H179ZM178 91V93L179 94H181V91L179 92ZM249 92V90H244V93L245 92ZM254 91H255V89H254ZM55 92H51V93H53V94H55ZM87 93L89 92L90 93V91H89V89L87 88V91H86ZM85 92V93H86ZM175 92V91H174ZM208 92V93H207ZM250 92H252V91H250ZM50 92H48V94H49ZM64 93H70V92H64ZM84 93V94H85ZM86 93V94H87ZM105 93V92H104ZM103 93V94H104ZM53 94H49L50 96H47L48 98H46V96L44 97L45 99H43L44 101L43 102H46L45 100L46 99H48V100H54V101H56V103H52L51 105H48V107L46 106V108L47 109H49V108H51L50 110H46L45 108H44V106H43V102H40V104H42V105H40V106H43L42 108H44L45 110H44V113H45V111H48V112H46V116L47 117H49V118H51V119H48L46 116H45V114L43 113V109L41 108L40 110H38V109H36L35 108V106H34V111L35 110H38V112L40 111V114L39 113H37V112H33V110H30V112L32 113H29L28 111H27V113L29 114L28 116H27V114H26V116H22L23 118H26L25 120H27V121H22L23 119H21V118H19V120L21 121V122H23V123H25V122H30V123H28V125L30 126V127H28L27 126V124H23V123H21L20 125H18V124H16L17 126H18V128L20 129V127H22V131L20 130V132H19V129L17 128V127H14L13 126V128H16V130L15 131H12L11 129H9L10 130V132H9V130L8 131H5V129L8 127L7 125V127H5V129L4 130H2V131H4V133L6 132L7 133V136H5V134H4V136L1 138V140L4 142V141H6V140H10L11 138H8V137H11V136H9V135H12V134H10V133H13V136H17V135H19V136H17V138H15V137H13V138H15L16 140L18 139V138H23V136H24V134H26V136H28L29 137V135H30V138L29 139H31V137H32V134H33V132H31L32 131V129L31 128H34L35 126L33 125V126H31L32 124H33V122L36 124V128H38L39 126L40 127H45V126H47V127H49L50 126V124H48V123H50V121H51V124H54V123H52V121L53 122H55L54 120H52V118H55V116H58V115H56L57 113L55 112V111H58V107L60 108L61 106V104H63V102H64V100H62V98L60 97V96H62L63 97V94L62 95H60L59 97L60 98H58V96L56 97V95H54V97H53ZM76 94V95H77ZM85 94V95H86ZM90 94V95H91ZM95 94H93V98H95L94 97V95ZM137 94V93H136ZM175 94H176V92H175ZM182 94H184L183 92H182ZM247 95H248V97H249V95L250 94H248V93H246ZM246 94H242V96L243 97H245L246 96ZM258 94V95H257ZM72 95H75V94H73V92L71 93V94H68V96L67 97H69V96H71V98L69 97V99L68 98H66V102L67 101H69L70 99L72 100ZM75 95V96H76ZM85 95L83 96L84 98H85ZM89 95V94H88ZM99 95H102V92L101 93H99L98 94V97H99ZM106 95V94H105ZM107 95H109V93L107 94ZM115 95V94H114ZM178 95V94H177ZM177 95H173L174 97H176ZM224 95H225V93H224ZM229 94H227V96H228ZM240 95V94H239ZM245 95V96H244ZM251 95H253V94H251ZM74 96V97H75ZM92 96V95H91ZM95 96H97V95H95ZM133 96H134V94H133ZM132 96V97H133ZM171 96H172V94H171ZM183 97L185 96V95H182ZM182 96H180V97H182ZM230 96H232V95H230ZM236 96V95H235ZM3 97H5V95H3ZM53 97V98H52ZM56 97V98H55ZM81 97H82V95H81ZM101 97V96H100ZM99 97V98H100ZM108 97V96H107ZM106 96H105V98H107ZM110 97H111V95H110ZM174 97H173V99H174ZM179 97V96H178ZM177 97V98H178ZM180 97H179V100H180ZM189 97V96H188ZM193 99L192 100H190V99H188V98H186L187 100H189V101H192V103H193V101H194V95L193 96H191ZM190 97V98H191ZM201 97H197L199 100H200V98ZM206 97H207V99H206ZM226 99H227V97H226V95L224 96ZM233 97V96H232ZM231 97V98H232ZM251 97V96H250ZM86 98H88V97H86ZM85 98V99H86ZM91 98V97H90ZM104 99V96L103 97H101V99ZM169 98H170V96H169ZM195 99V101H196V103H195V101H194V103H195V105H196V107L195 106H193V108H191L192 110H188V109H186L187 107L186 106H183L182 104V106H183V108L184 107H186L185 109H186V111H188L189 112V115H187L188 113L186 112V114H185V112H183L182 113V111H184L183 110V108L181 109V108H178L177 110H176V108L180 105L179 103H181V102H179L178 104L176 103L174 106H173V104L172 105H169V106H171V108H173V107H175L173 110H176V112H174V116L172 115H170L171 113H172V111L173 110H169L170 109V107L168 106V104L170 103H166V102H164V104L165 105H167L168 107L167 108H169V109H167L166 108V106H165V108L167 109V110H169V116H171V117H173V118H171V117H169V116H167L166 114H164V111H165V109H164V111H163V113L162 114H164V115H166L165 116V119L166 118H170L171 119V121H175L177 124H178V126L181 124V125H184L188 120H193V119H195V117L197 116V115H199V116H203V115H205L206 116V112L207 113H213V107H211L210 108V110H207L206 112L205 111H202V107L200 106V102H198L197 100L198 99ZM230 98V97H229ZM229 98H228V100H229ZM64 99V98H63ZM83 99V98H82ZM95 99H98L97 97L95 98ZM100 99V100H101ZM101 100L100 102H104V100ZM166 99V98H165ZM234 99V98H233ZM2 100H4V99H2ZM47 100V102H49ZM60 100V101H59ZM122 100V99H121ZM130 99H128V101H129ZM169 100V99H168ZM170 100H172V99H170ZM175 100V99H174ZM181 100L182 101H185L184 100V98L182 99L181 98ZM180 100V101H181ZM227 100V101H228ZM189 101H187V105H189L188 103H189ZM221 101V100H220ZM223 101H224V98H223ZM59 102H61V103H58ZM100 102H98V106H99V103ZM102 102V103H103ZM107 102V101H106ZM110 101H108V103H109ZM117 102V101H116ZM115 102V103H116ZM174 101H172V103H173ZM175 102H178L177 101V99L175 100ZM197 102L199 103V106L201 107V110L199 109V106H198V104H197ZM236 102V101H235ZM2 103H4V102H2ZM86 103V102H85ZM102 103H100L101 104V107H103L102 106ZM107 103V104H108ZM111 103V102H110ZM184 103V102H183ZM191 103V104H192ZM220 102L218 101L217 102V104H219ZM227 103V102H226ZM231 102H229V104H230ZM237 103V102H236ZM250 103V102H249ZM121 104V103H120ZM126 104V103H125ZM124 104V105H125ZM171 104V103H170ZM216 104V105H217ZM221 104H222V101H221ZM224 104H225V102H224ZM229 104H227V106L229 105ZM233 104H234V102H233ZM232 104V105H233ZM239 104V103H238ZM242 104V103H241ZM251 104V103H250ZM2 105V104H1ZM55 105V106H54ZM57 105H59V106H57ZM65 105V104H64ZM177 105V106H176ZM220 105V104H219ZM4 107H5V105H3ZM57 106V107H56ZM67 106H69V105H67ZM82 106V105H81ZM127 106V105H126ZM125 106V107H126ZM130 106V105H129ZM221 106H223V104L221 105ZM225 106H226V104H225ZM230 106V105H229ZM2 107V106H1ZM52 107H54L55 109H53ZM78 107H80L79 105H78ZM82 107H84V105L82 106ZM82 107H80V109H82ZM100 107V106H99ZM98 107V108H99ZM108 107V106H107ZM124 107V108H125ZM164 107V106H163ZM195 107V108H194ZM3 108V107H2ZM61 108H63L64 110H66L65 109V106L64 107H61ZM66 108H68V107H66ZM97 108V110L99 111V110H101V112H103V109L102 108H100V109H98ZM104 108H106V107H104ZM114 108V107H113ZM137 108V107H136ZM213 108V109H212ZM227 108V107H226ZM230 108V107H229ZM4 109V108H3ZM57 109V110H56ZM70 109V108H69ZM126 109H127V107H126ZM179 109H181V113L179 112ZM197 109V110H196ZM247 109H249L248 108V106H247ZM261 109H263V110H261ZM59 110H62V109H59ZM64 110H62V111H64ZM78 110H79V108H78ZM83 110H86V108L84 107V109ZM114 110V109H113ZM194 110H196V112L194 111ZM216 110V109H215ZM42 111V112H41ZM110 111V110H109ZM200 111V112H199ZM202 111V112H201ZM56 114H55V113ZM59 113H60V111H58ZM86 112H87V110H86ZM118 112V111H117ZM166 112V111H165ZM171 112V113H170ZM177 112H179L180 114H182V117H183V114L185 115V117H181V119H180V115H179V113L178 114H176ZM191 112H193V113H191ZM199 112V113H198ZM205 112V113H204ZM216 112V111H215ZM34 113H35V115H34ZM37 113V114H36ZM50 113H51V116H50ZM54 114V116H53V114ZM58 113V114H59ZM107 113V112H106ZM124 113V112H123ZM196 113V114H195ZM222 113V112H221ZM244 113V112H243ZM2 114V113H1ZM0 114V115H1ZM24 114V113H23ZM42 114H44V115H42ZM101 114V113H100ZM108 114V113H107ZM110 114H112V113H110ZM114 114H116V113H114ZM147 114H148V111H147ZM191 114H193L192 116H191V118L189 117ZM22 115V114H21ZM20 115V116H21ZM37 115H39L38 117H40V116H42V117H40V118H36L37 117ZM73 115V114H72ZM104 115H106V114H104ZM121 115V117H122V114H118L117 113V116H120ZM159 115H161L160 113H159ZM159 115H157L158 117H156V119L154 120V125L153 126H150V127H153L152 128V132L148 135V137L145 139L144 138V140L145 141H147V146H148V148H146L145 147V149H143V155H142V160H141V162L137 165V166H134L133 167V169L131 170V172L127 175L126 174V163H128V162H130V160H132L133 158H135L136 156H138L139 155V153H140V151H141V148H140V146H137L139 143H138V140H137V137L135 136L134 138H132L133 136H134V134L132 135V136H130L129 138H125V139H119V136H118V131L117 130H113V132H111V133H109L104 139H102V141L100 142V143H98V144H96L94 147H91V149H89L88 151L89 152H87V153H84V151H86V150H82L83 151V153L82 152H74L73 154H72V158L70 159V162H72V165H75V168L73 169L72 168V170H77V171H79V174H80V177H82V178H84V184H83V188L81 189V192H79V193H75V194H73V193H64L63 191H59V192H48L47 190H44V189H41L42 187H57V185H49V184H43V183H45L46 181H44V179L45 178H47V175H52V172H51V169H52V167H51V165H50V167L49 168H47L48 166H44L43 164H38L39 162H41L40 160L41 159H43L42 158V152H40V151H38V152H36V156H41V157H39L40 159H28V160H23V161H25V165H21V166H17L16 164L12 167V173H11V171H4V173H0V188L3 190V189H9V188H11L13 185H17L19 188L17 189V194L16 193H14V194H12V196H11V198H13L12 199V203L13 202H15V200H16V198H19V197H24V199L23 200H26V199H30V201H33L34 203L33 204H36V206H34L35 208H36V211L35 212H32L33 213V218H31V217H28V213L27 212H31V210H27V209H24L25 210V214H21V213H24V211H20V214L23 216V217H28L29 218V220L30 221H37V222H40L42 225L44 224L48 229L46 230V232H44L45 233V239L44 240H46V238H47V241H50V239L52 238V237H55V236H57V233H60V230H62V229H64V228H67L69 231H68V235H69V240H71V238H74V239H78L79 241H80V239H82V237H84L86 234H88L89 233V240L90 239H95V240H97L99 243H100V246H105L106 247V245H109V248L111 247H114V245L113 246H111L112 244H111V242L109 243V241H111V240H113V241H115V242H117L119 245H121L122 247H123V245H128L129 243H131V242H136V243H141V244H143V243H147V242H151L152 243V241L150 240V241H148V239H150V237H149V235H151V229L152 230H154L155 228H156V225H155V222H156V220H157V218L158 217H156L157 216V212L151 207V205H152V202H153V199L158 195V196H160V195H162V196H164V195H169V201H170V199L171 200H174L175 198H176V192H172L171 190H170V188H168L169 186L167 185V187H163L164 186V184H163V182L165 183V177H160L159 179H158V177H157V179L155 178L154 179V176H156V174H158L159 172H160V166L161 165H165V163L168 165L169 163H171V159H173V158H171V157H173V156H175L174 154L176 153V149H175V142H177L178 140H181L180 139V136H183V133H184V131L182 130H178L177 131V128H172V129H168V128H166V123H165V119L163 120V117H164V115H162L161 117L159 116ZM175 115H176V119H174V117H175ZM186 115H187V117H186ZM17 116H19V115H17ZM32 116H34L35 118L33 119H31V117ZM46 117L45 119H46V121L44 120V119H42V120H44L45 122H43L42 120H40L41 118H43V117ZM61 116V115H60ZM177 116L179 117L178 119V121H177ZM195 116V117H194ZM242 117H243V115H241ZM28 117H30V118H28ZM104 117V116H103ZM112 117H114V116H112ZM189 117V119L187 120H185V118H188ZM198 117V116H197ZM4 118V117H3ZM109 118V117H108ZM131 118H133V117H126L125 119H124V121L125 122H127V121H130L131 120ZM193 118V119H192ZM1 119V118H0ZM30 121H29V120ZM63 119V118H62ZM183 119V120H182ZM242 119V118H241ZM32 120H33V122H32ZM41 121V122H38V121ZM55 120H56V118H55ZM61 120V119H60ZM64 120V119H63ZM62 120V121H63ZM158 122H157V121ZM160 120V121H159ZM167 120V119H166ZM182 120V121H181ZM6 121H9V120H7L6 119ZM5 121V122H6ZM13 121H15V120H13ZM59 121V120H58ZM70 121H73V120H70ZM156 121V122H155ZM183 121H185V122H183ZM1 122H4V121H2L1 120ZM64 122H69V120H66V121H64ZM63 122V123H64ZM74 122V121H73ZM178 122H180V123H178ZM190 121H188V123H189ZM8 123V122H7ZM12 123H15V122H12ZM16 123H19V122H16ZM43 123H45V124H48V125H43V126H41ZM157 123V124H156ZM176 123H173L175 126L174 127H176ZM187 123V124H188ZM62 125V122H60L59 124L58 123H56L55 122V124L53 125V126H55L56 128H53V126L51 127V129L53 130H55V131H57V129H58V127H60L59 125ZM187 124H185V125H187ZM2 125H3V123H2ZM15 125V126H16ZM125 125V124H124ZM156 125V126H155ZM180 125V126H181ZM5 126V125H4ZM4 126H2V127H4ZM9 126H10V128H11V126H12V124L9 122ZM27 126V127H26ZM97 126V125H96ZM99 126V125H98ZM0 127H1V124H0ZM2 127H1V129H2ZM77 127H79V128H84V129H86L85 127H83V126H77ZM77 127H75L76 129H78ZM91 127V126H90ZM94 127V126H93ZM92 127V128H93ZM165 127V128H164ZM23 128H29V129H27V130H30V132H31V134L30 133H28L29 131H27L26 129H23ZM36 128H34L33 130H35ZM67 129L65 126L63 127H60V129L59 130H61V129ZM81 128V129H82ZM91 128V129H92ZM94 128H96V127H94ZM255 128H257V126L255 127ZM83 129V130H84ZM87 129H89V127L87 128ZM166 129V131L168 132L169 130H171L170 132L172 133V135L170 134V133H167L166 131L164 132L163 130H165ZM168 129V130H167ZM179 129V128H178ZM18 130V131H17ZM23 130H24V132H23ZM58 130V131H59ZM69 130V129H68ZM68 130H65L64 132H63V130H61L59 133H58V131H57V133L56 134H54L55 133V131L54 132H51V133H53L54 135H50V136H53L54 137V139H52V138H49V136H48V138H47V140H50V141H56V143H54L53 141V143L54 144H56V145H52L51 147H53V146H55L56 148H60V147H62L61 145H63V146H65L64 144H65V142H67V141H63V137H65L64 135L65 134H67V136H68V133L69 134H71L70 132H67V133H65L66 131H68ZM90 130V129H89ZM99 130H101V129H99ZM102 130H104V129H102ZM174 130V131H173ZM2 131H0L1 133H3ZM12 131V132H11ZM27 131V132H26ZM87 131V130H86ZM95 131V130H94ZM14 132H19L17 135L16 134H14ZM24 133V134H22V135H20V133ZM63 132V133H62ZM99 132V131H98ZM102 132H104V131H102ZM0 133V134H1ZM35 133V132H34ZM44 133V132H43ZM60 133H62L63 134V136H61L60 135ZM149 133V132H148ZM36 134V133H35ZM128 134V133H127ZM34 135V134H33ZM37 135V134H36ZM56 135H58V136H60V137H62V138H58L57 140H55L57 137H56ZM80 135V134H79ZM45 137V133L44 134H42V137ZM69 136H71V135H69ZM68 136V137H69ZM171 138H170V137ZM194 137L193 138H190L189 140H190V144H193L194 146H195V144L194 143H191V142H194L195 141V136H196V131L194 132V135H193ZM1 137V136H0ZM43 137V138H44ZM56 137V138H55ZM83 137H86V136H83ZM169 137V138H168ZM6 138H8V139H6ZM24 138H26V137H24ZM79 138H80V136H79ZM200 139H202V136L201 137H199ZM198 138V139H199ZM4 139V140H3ZM28 139V138H27ZM26 139V140H27ZM64 139H66V137L64 138ZM76 139V138H75ZM82 139H84V138H82ZM170 139V140H169ZM174 139V140H173ZM0 140V141H1ZM8 140V141H9ZM14 140V139H13ZM13 140H10V142L11 141H13ZM19 140V139H18ZM151 140V141H150ZM173 140V141H172ZM0 142V143H3V142ZM61 141V142H60ZM63 141V142H62ZM88 141V140H87ZM149 141H150V143H149ZM170 141V143H172L171 144V146H170V148H171V150L169 149V147H168V144L166 143L165 144V142H169ZM49 142V141H48ZM50 143V142H49ZM59 143V144H58ZM79 143V142H78ZM83 143V142H82ZM96 143H97V141H96ZM4 144V143H3ZM7 144H9V143H5V145L4 146H7ZM52 144V143H51ZM57 144L58 145H60V146H57ZM190 144H188L187 146H186V148H184L185 149V151H187V157H189L190 155H194L193 154V151H192V153H191V150H192V147H193V145H190ZM2 145V144H1ZM80 145V144H79ZM93 145V144H92ZM136 145V146H135ZM162 145L163 146H165V147H163L164 149H167L166 148V146L168 147V149L170 150V153L167 151H161L163 148H162ZM170 145V144H169ZM3 146V147H4ZM159 146H161V148L159 147ZM210 146H212L211 144L210 145H208V142L205 144V148H201V149H199V147H197V150H196V152H195V155L196 156H198L200 159L201 158H203V159H205V157L204 156H206L207 155V151L208 150H213V148L215 147L216 148V146L213 144V148L211 149L210 148ZM3 147H1L0 146V149L1 148H3ZM7 147H9V146H7ZM17 147V146H16ZM10 148V147H9ZM9 148H7V149H9ZM18 148V147H17ZM28 148V147H27ZM86 149H88V147H85ZM214 148V150L216 151V149ZM14 149H16V148H14ZM81 149V148H80ZM2 150V149H1ZM12 149H10V151H11ZM4 151H6L5 149L2 151V152H4ZM9 151V152H10ZM11 152H14V151H11ZM191 153V154H190ZM4 154V153H3ZM9 154H11V153H9ZM165 154H166V156H168L169 157V159H167V160H169V162H167V160H166V156H165ZM173 156H172V155ZM251 153H249V152H241L240 153V157L242 158L243 157V160H244V162H245V164H246V170H247V174L248 175H252V172H254V173H257V172H260L259 171V169H261L262 167L264 168V152L263 153H261V157L260 158H258V159H255V158H252V156L250 155ZM176 156H177V153H176ZM4 158V157H3ZM207 158V157H206ZM9 159H11V160H13V161H17L16 159H12V158H9ZM1 160H5V159H1ZM1 160H0V162H1ZM166 160V162L164 163V161ZM6 161V160H5ZM7 161H10V160H7ZM59 162V161H58ZM38 164L37 165V167L39 168V170H41V172H39L38 171V178L39 179H41L40 181H39V183H38V185L37 184H34V186L36 185V187L34 188L35 190H33V191H30V190H28V188H29V182L25 179V178H29V177H36L37 176V170L36 169H34L33 171H35V173H36V175L34 176V174L35 173H32V170H30V169H32V165H34V164ZM19 165V164H18ZM54 166H53V168L56 166L55 164H53ZM170 165V164H169ZM66 166H68V165H66ZM60 167H64V164H63V166H62V164H60V166L59 167H57V168H59V169H61ZM1 168V167H0ZM71 168V167H70ZM86 169V170H89V171H85V170H82V169ZM168 168V167H167ZM55 169V168H54ZM63 169V168H62ZM20 170H25L24 171V173H22V172H20ZM82 170V171H81ZM262 170V169H261ZM28 171H30V174H28L27 172ZM43 171V172H42ZM59 170H55L54 172V174H56L58 177H59V172H58ZM81 171V172H80ZM71 172H73V171H71ZM14 174H17L16 176H20L21 178L20 179H18V181H10V177H12ZM33 174V175H32ZM53 174V175H54ZM67 174V173H66ZM72 174H74V172L72 173ZM63 175V174H62ZM182 176V178L180 179V180H182V186L181 187H183L182 189H181V191H182V194H183V196L186 198V199H190L191 201L190 202H196V201H200V199H202L203 197H205V195L203 194V193H200L198 190L200 189V187L199 186H201V184H200V179L203 177V175H199L198 176V174L197 173H187V174H185V175H181ZM35 179L36 178H34V181H35ZM32 181V180H31ZM44 181V182H43ZM33 182V181H32ZM35 183V182H34ZM136 183H138V184H136ZM167 183V182H166ZM165 183V184H166ZM133 184H136L135 186L136 187H133ZM161 184L163 185V186H161ZM137 185H139L140 186V188L137 186ZM172 185V184H171ZM262 185V184H261ZM261 185H258L257 186V188H256V190H257V195H258V197H262V196H264V190L262 189V191H259V189L258 188H261ZM80 186V185H79ZM154 188V189H150V188ZM159 187H163V189H161V188H159ZM26 188V189H25ZM33 188V187H32ZM63 188V187H62ZM137 188H139V189H137ZM165 188H167V189H165ZM2 190H0V204H2L3 202H5V201H7V197H9V195H8V193H9V191H2ZM154 190V191H153ZM29 192V193H28ZM116 196H119V197H121V199H117V198H119V197H117L116 198ZM39 198V199H38ZM180 200V198L178 199V200H174V201H176L175 202V204H176V212L178 211L177 209L178 208H180V209H182L183 207H185L186 206V204L184 203V201L183 200H181V201H179ZM27 204L29 203V202H27V201H25ZM187 202H189V201H187ZM26 207V206H25ZM28 209H29V207H28ZM33 209V208H32ZM228 209V208H227ZM205 210V209H204ZM27 211V212H26ZM33 211V210H32ZM227 211V210H226ZM219 212V211H218ZM18 213V215H19V212H17ZM205 213H206V216H207V214L209 215V216H211L212 215V213H211V211L210 210H206V212H204L203 211V214L205 215ZM202 213L200 214L201 215V217H202V215H203ZM214 214H216V212H214ZM11 215V213H9L7 216H9V217H11L10 216ZM15 215V214H14ZM26 215V216H25ZM130 215H134V219H129L130 218ZM137 215H138V217H143V221H144V225H139V222H140V220L138 219V217H137ZM20 216V215H19ZM18 216V217H19ZM21 216V217H22ZM171 216H173L174 218L172 219V220H169V226H168V229L169 230H171V229H173L175 226H177L178 224L177 223H179L178 221H179V219H178V215L177 214H172ZM141 217V218H142ZM2 218H3V216H2ZM15 218H16V216H15ZM32 220H31V219ZM170 218V217H169ZM204 218V217H203ZM10 219H12V218H10ZM1 220V219H0ZM4 220V219H3ZM8 220V219H7ZM40 229V228H39ZM42 231V230H41ZM2 233H3V231H2ZM5 233H8L7 231L5 232ZM67 235V236H68ZM3 236L4 237H6V235L5 234H3ZM3 236H2V238H3ZM37 236L39 237V238H42L41 237V233L40 234H37ZM183 238V237H182ZM5 239V238H4ZM185 239V238H184ZM78 240H73V241H78ZM44 243H45V241H43ZM84 244H87L86 242H83ZM156 243V242H155ZM153 244V243H152ZM150 245V246H152V248H153V245ZM186 244H188V242L186 243ZM145 245V244H144ZM144 245H141V247H143L142 249H144V248H147L146 246H144ZM148 245V244H147ZM156 245V244H155ZM83 246V244L82 243H79L78 245H77V247H79V248H81ZM188 246V245H187ZM121 247V248H122ZM125 247H127V246H125ZM141 247H139L140 249H141ZM189 247V246H188ZM103 248V247H102ZM120 248V247H119ZM127 248H129V247H127ZM150 248V247H149ZM8 249H10V248H8ZM130 249V248H129ZM148 249V248H147ZM151 249V248H150ZM125 250V249H124ZM128 250V249H127ZM121 251H122V249H121ZM129 251V250H128ZM117 252H120V251H117ZM123 252H125V251H123ZM1 254V253H0ZM10 254V253H9ZM128 254V253H127ZM14 256H16V255H14ZM115 259H117V258H115ZM3 260V259H2ZM13 260V259H12ZM114 262V261H113ZM2 264H3V262H2ZM7 264V263H6Z\"/></svg>",
    "mask_w": 264,
    "mask_h": 264
},
{
    "label": "water",
    "instance_id": "obj_3",
    "mask_svg": "<svg viewBox=\"0 0 264 264\" xmlns=\"http://www.w3.org/2000/svg\"><path fill=\"white\" fill-rule=\"evenodd\" d=\"M45 1H50V0H42V2ZM184 1H185L184 5L189 4L191 5V7L193 6L194 8H196V10L198 11L197 13L200 14L202 17L206 18L208 22L212 21L217 23L218 21H223L235 27L237 30L243 29V26L249 23H252L251 26H256L261 23L262 24L260 25V27L264 25V0H184ZM17 2H18L17 0H14L13 3H17ZM34 9L37 11L39 10L36 8H30V10H28L23 7V9H19V11L21 12H19L18 10L15 12L19 16L16 18L19 20L17 24H19L22 28H24L25 32L31 31L30 28L33 27V25L30 23H32V20H37L38 18H41V13L38 11L39 13L35 14ZM6 16H7L6 18L5 17L3 19L0 18V31L1 32L10 31L12 33H17V32H13L16 31L14 27V26L17 27L16 23H12L8 15ZM20 16H23L24 18L20 19ZM252 18L255 19L254 23L257 24H254L253 21H251L253 20ZM206 19L203 20L206 21ZM258 20H262V21L257 22ZM28 22H30L29 23L30 27L25 25ZM45 22H47V20H45ZM11 26L14 28L13 31H11L12 30L10 28ZM27 29L28 31H26ZM47 38L53 40L51 36H48ZM53 51H57V50H54V48L48 49V52L52 53ZM122 51L120 49L113 50L112 48L109 54L106 56L105 60L97 61V63L94 65L87 64L81 66L89 67V69H91L94 72L99 71L103 67L108 66V64L112 62L111 61L112 58L116 57V55L118 54H121ZM67 54L69 55V53ZM69 56L71 57L72 55ZM94 67L96 68L94 69Z\"/></svg>",
    "mask_w": 264,
    "mask_h": 264
},
{
    "label": "flooded vegetation",
    "instance_id": "obj_4",
    "mask_svg": "<svg viewBox=\"0 0 264 264\" xmlns=\"http://www.w3.org/2000/svg\"><path fill=\"white\" fill-rule=\"evenodd\" d=\"M251 176H253V175H249L248 177H251ZM214 178H215L214 175H210L211 184L213 183ZM258 189H259V188H258ZM259 191H262V189L260 188Z\"/></svg>",
    "mask_w": 264,
    "mask_h": 264
}]
</instances>
